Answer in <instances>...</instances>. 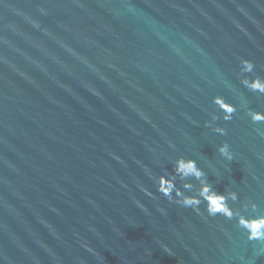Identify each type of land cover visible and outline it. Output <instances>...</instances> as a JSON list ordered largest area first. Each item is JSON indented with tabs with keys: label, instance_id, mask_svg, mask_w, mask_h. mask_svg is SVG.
<instances>
[{
	"label": "water",
	"instance_id": "obj_1",
	"mask_svg": "<svg viewBox=\"0 0 264 264\" xmlns=\"http://www.w3.org/2000/svg\"><path fill=\"white\" fill-rule=\"evenodd\" d=\"M257 78L264 0H0V264H264Z\"/></svg>",
	"mask_w": 264,
	"mask_h": 264
},
{
	"label": "clouds",
	"instance_id": "obj_2",
	"mask_svg": "<svg viewBox=\"0 0 264 264\" xmlns=\"http://www.w3.org/2000/svg\"><path fill=\"white\" fill-rule=\"evenodd\" d=\"M245 69L247 71H251L253 68V64L251 61H244ZM245 86L251 89L252 91H258L261 93H264V80H260L257 78L255 81H244ZM235 109L230 107V113L229 116L226 117V119L231 118V112H234ZM253 122H264V113H253L252 114ZM220 151L222 154L228 155V148L227 146H223ZM231 157L229 156V159ZM177 173L179 175H182L184 177H187L189 175L195 176L197 179H200L204 176V173L202 170H200L197 166L195 161L188 160L185 161L181 159L177 162ZM161 180L163 181L166 189V193L170 195L171 191L174 188V183L170 180H168L166 177H161ZM204 195L207 196L209 192H211V188L209 186H205L204 188ZM231 198L233 200L238 199V196L236 193H231ZM227 197H224L222 195H214L210 201H209V208L208 213L211 216L216 215H224L226 218H232L234 213L231 212L227 205ZM199 203L198 200H195L191 197L185 198L183 201V204L185 206H191L192 204ZM239 224L246 229L248 232V239L249 240H264V216L256 217L252 220H249L247 218L241 217L239 220Z\"/></svg>",
	"mask_w": 264,
	"mask_h": 264
}]
</instances>
